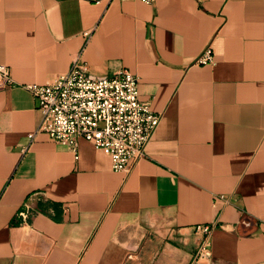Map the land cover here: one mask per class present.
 <instances>
[{
    "label": "crops",
    "instance_id": "obj_1",
    "mask_svg": "<svg viewBox=\"0 0 264 264\" xmlns=\"http://www.w3.org/2000/svg\"><path fill=\"white\" fill-rule=\"evenodd\" d=\"M79 54L92 77L137 74L162 116L130 173L84 140L28 146L42 115L25 85ZM0 64V264H264V0H0Z\"/></svg>",
    "mask_w": 264,
    "mask_h": 264
},
{
    "label": "built area",
    "instance_id": "obj_2",
    "mask_svg": "<svg viewBox=\"0 0 264 264\" xmlns=\"http://www.w3.org/2000/svg\"><path fill=\"white\" fill-rule=\"evenodd\" d=\"M88 1L100 4L105 0ZM106 1L111 4L114 0ZM213 62L211 46L196 60L199 65ZM12 84L9 66L0 64V87ZM139 86V76L127 68L108 76L92 77L79 54L69 70L53 82L25 85L42 115L36 130L28 134V146L38 135H45L77 153L84 140L110 155L114 171L130 173L144 157L162 118L152 110L148 100L141 98ZM35 213L26 202L18 217L25 222ZM219 219L196 226V233L200 235L196 259L211 256L212 235L221 225Z\"/></svg>",
    "mask_w": 264,
    "mask_h": 264
}]
</instances>
